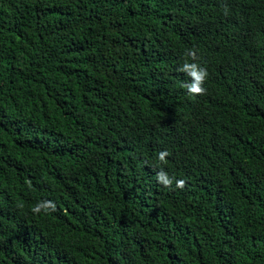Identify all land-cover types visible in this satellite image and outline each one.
Wrapping results in <instances>:
<instances>
[{
	"label": "trees",
	"instance_id": "16d2710c",
	"mask_svg": "<svg viewBox=\"0 0 264 264\" xmlns=\"http://www.w3.org/2000/svg\"><path fill=\"white\" fill-rule=\"evenodd\" d=\"M0 264H264V0H0Z\"/></svg>",
	"mask_w": 264,
	"mask_h": 264
},
{
	"label": "clouds",
	"instance_id": "9594fccd",
	"mask_svg": "<svg viewBox=\"0 0 264 264\" xmlns=\"http://www.w3.org/2000/svg\"><path fill=\"white\" fill-rule=\"evenodd\" d=\"M227 14V11L225 12ZM185 62L180 66L178 71L185 73L188 77L191 78L190 83H185L183 87L187 90L189 95H204L206 94L207 89L204 87V83L209 76V72L206 67L201 66L198 62L199 57L197 55L196 49H188L185 52ZM191 58V62L187 58ZM171 155V153L167 150H163L159 152L158 159L160 162L166 164L167 157ZM156 179L158 183L162 184L165 187L171 188L173 185V179L168 175L167 172L161 170L157 172ZM186 181L184 179L175 180V187L179 189H183L185 187ZM56 209V204L53 201H44L38 203L35 207H33L32 211L34 213H40L42 210L54 211Z\"/></svg>",
	"mask_w": 264,
	"mask_h": 264
}]
</instances>
